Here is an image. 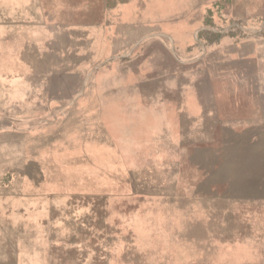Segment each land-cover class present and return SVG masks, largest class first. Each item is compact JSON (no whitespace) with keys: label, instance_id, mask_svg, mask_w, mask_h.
Listing matches in <instances>:
<instances>
[{"label":"rangeland","instance_id":"rangeland-1","mask_svg":"<svg viewBox=\"0 0 264 264\" xmlns=\"http://www.w3.org/2000/svg\"><path fill=\"white\" fill-rule=\"evenodd\" d=\"M25 1L0 0V264H264V0H146L91 58L24 41ZM25 90L98 99L24 130Z\"/></svg>","mask_w":264,"mask_h":264},{"label":"crops","instance_id":"crops-1","mask_svg":"<svg viewBox=\"0 0 264 264\" xmlns=\"http://www.w3.org/2000/svg\"><path fill=\"white\" fill-rule=\"evenodd\" d=\"M42 3L44 4V0L24 2V41L30 40L36 44L49 43V38L41 35L40 31L49 28L68 31L66 36L71 40V45L69 44L66 49L61 48L60 51L79 53L80 56L82 53L85 56L86 53H90V58L94 52L118 51L115 47L118 41L126 43L127 46H134L136 43L128 41L127 32L141 28L140 21L148 10L146 0H60V4L54 8L58 11H74L77 22L49 24L46 23V12ZM60 35L66 38L63 34ZM156 35L157 33H154V36ZM154 39L156 40L157 37ZM107 59L108 57L102 56L95 64L87 59L70 67L73 73L85 74L89 70V74L93 69L103 67ZM80 76V84L92 80L87 75H83V78L82 75ZM93 99L98 98H93V95L87 94L84 90H77L67 95L25 90L24 130L29 128L25 126L34 128L47 121H54L58 115L78 116L86 113V109L91 108Z\"/></svg>","mask_w":264,"mask_h":264}]
</instances>
